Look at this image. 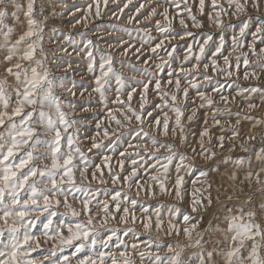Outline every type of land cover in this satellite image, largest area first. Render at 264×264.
<instances>
[{
    "label": "rangeland",
    "instance_id": "rangeland-1",
    "mask_svg": "<svg viewBox=\"0 0 264 264\" xmlns=\"http://www.w3.org/2000/svg\"><path fill=\"white\" fill-rule=\"evenodd\" d=\"M240 2L243 3V0ZM20 3L26 8L27 0H20ZM185 3L196 17L198 27L193 26ZM216 4L218 7L214 8L212 0H205L201 12L199 0H107V3L105 0H36L35 19L42 23L44 30L34 59L46 57L44 67L57 78V82L63 79L66 88L56 87L53 93L62 102L61 111L66 114V119L76 121L67 132L61 128V152L67 154L71 148L74 165L72 175L76 185L82 188L79 192L73 189L76 199L73 200V196L69 195L68 202L76 211H82V202L87 199L90 201V211L74 217L68 208L57 207L53 203L48 211H33L26 217L33 221L30 234L36 238L32 242L34 250L30 255L31 264H78L79 260L100 253L105 255L106 264H112L113 257L117 264L125 258L132 259L134 264H158L157 256L167 264L165 258L172 257L181 248L180 259L184 264H199L197 254L200 249L194 243L197 234L203 236L204 241H223L227 233L225 216L251 210L257 213L253 222L260 223L264 219L259 207L264 203V171L261 170L264 169V161L256 158V154L264 148V68L261 67L264 65V31L257 32L258 28L264 27V0H261L259 10L249 4L247 10L240 13H236L227 0H216ZM41 8L43 15L39 14ZM220 9L228 14L221 12L217 17ZM153 10L155 15L152 14ZM182 19L187 27L181 25ZM217 19L221 22L219 25L215 23ZM21 20H24L23 14ZM7 23L15 29L8 45L10 47L22 29L17 28L11 20ZM243 24L248 27L241 35ZM186 32L192 35L180 39V35ZM208 36H211V40L207 39ZM88 40L92 41V45L86 48ZM2 43L3 37L0 36ZM157 44L160 47H156ZM218 47L219 53L216 51ZM88 51H92L94 57L93 72L88 71ZM101 54L113 57L112 67L123 78L125 87L119 94L122 104L116 102L120 86L114 76L105 86V101H101L99 93L93 91L95 77L100 75ZM7 55V47H0V80L8 82L10 114L17 106L14 91L16 81L5 69L16 63L25 68L35 65L21 60L22 53L11 61L4 60ZM245 58L248 60L247 65L244 64ZM225 59L228 60L227 64ZM16 71L19 69L13 67V72ZM157 80L160 81L159 89L156 88ZM177 80L180 83L179 90L176 87ZM73 82L75 88H72ZM143 83L148 84L147 91L142 87ZM67 88H72L75 95H71ZM131 88H135V92H132L129 101L127 93ZM253 88L261 91L252 92ZM185 90L187 98L184 96ZM172 96H176L175 102ZM201 96L211 99L213 104L209 106ZM69 103L75 107H69ZM129 106L137 113H144L142 121L132 116L128 111ZM174 108H179L183 113L180 117L183 133L176 126ZM28 110L26 107L25 111ZM2 111L4 108L0 103ZM43 111L49 113L54 121L58 120L55 107H45ZM33 115L34 119L37 118L38 111ZM165 118L169 124L168 134L163 133L162 127L158 134L155 121L159 119L162 125ZM14 119L19 121L20 117ZM117 120L120 121L119 125ZM216 120L220 123L217 124ZM9 125L7 119L0 125V135L5 139ZM33 127L38 133L43 132V126ZM204 130L208 132L203 137L204 149L215 153L211 158L200 154V133ZM233 132L239 135L234 137ZM69 136L72 137V145L67 142ZM182 136L186 139L182 140ZM221 136L224 137L223 147L219 146ZM250 136H255V139H250ZM51 138L40 136V139ZM151 138L175 145L177 156L187 157L179 170V176L184 181L182 199L174 194L179 159H174L168 166L167 174H163L162 165L167 163L163 157L167 152L163 148L159 151L153 148ZM93 144L98 147H93ZM77 148L79 152L75 150ZM29 150V145L23 146L15 155L16 162ZM153 154L161 157L160 162L152 158ZM237 160L243 163L238 165ZM43 164L50 165L51 161L45 160ZM43 164L38 166L42 167ZM26 171L27 167L22 168L17 171V175ZM200 171L207 172L208 176H201ZM249 172L252 173L251 177H248ZM233 174L236 176L234 181L230 179ZM153 176L157 180H153ZM41 180L44 183H40ZM33 181L37 182L38 189H45V185L51 188L47 176L31 177L28 184ZM160 183L165 185L166 192L160 191ZM28 184L19 192L21 201L30 194ZM57 187L67 192L71 186L58 183ZM117 192H120V196H116ZM113 197L116 199L113 200ZM194 197L205 202V206L197 212H192ZM209 197L212 203L207 206ZM4 198L5 203L10 205V189H5ZM52 199L63 202V196L59 194ZM133 200L135 204L131 203ZM117 202L120 204L119 211ZM105 204L110 214L105 213ZM29 208L34 206L29 204ZM124 208L128 209L127 216L123 212ZM52 211L55 212L51 217L53 223L46 230L44 224ZM184 214L193 217L190 223L185 224ZM90 216L93 220L91 225L87 224ZM158 217L162 222L159 230L155 227ZM149 219L152 227L146 230L143 225ZM76 222L98 233L95 245L91 244L90 239L76 240L72 244L61 243V237L70 235L65 225ZM244 222H248L246 216ZM170 224L175 225L179 235L170 228ZM193 224L196 228L192 233V241H189L183 229L191 228ZM210 226L212 230L208 231ZM217 226L222 231H216ZM0 227H4L2 222ZM54 229H58L59 234ZM23 231L21 229V234ZM10 239L11 233L5 227L0 244H7ZM256 239L259 241L260 238ZM105 241L108 247L104 246ZM80 243H84V248L77 253L76 247ZM157 243L160 244L159 248L156 247ZM250 243L246 242L242 255L247 256ZM134 244L136 251H133ZM169 245L173 247V252L168 251ZM213 246L203 244L204 248ZM221 247L227 250L226 244H221ZM122 251H127L128 257H121ZM141 251L145 253L143 261L139 254ZM261 255L264 256V250ZM64 257H68V260L65 261Z\"/></svg>",
    "mask_w": 264,
    "mask_h": 264
},
{
    "label": "snow or ice",
    "instance_id": "snow-or-ice-1",
    "mask_svg": "<svg viewBox=\"0 0 264 264\" xmlns=\"http://www.w3.org/2000/svg\"><path fill=\"white\" fill-rule=\"evenodd\" d=\"M43 2V0H41ZM204 2L205 0H199L200 11L204 10ZM107 3V0H105ZM227 3L230 7L235 8L236 13L244 12L247 10L249 4L257 10H259L261 5V0H243V3L240 0H227ZM36 0H27L26 8L22 6L20 0H0V36L3 37V43L0 44V47H7L8 55L4 57L5 61H11L14 56L22 53L20 55V59L24 61L33 62L35 66L29 65L28 68L23 67L20 63H16L12 67H8L5 71L15 77V99L17 106L12 109L9 114V97H8V82L7 80H0V103H2L4 111L0 112V125H3L5 119L10 122L9 131L7 133V139L3 135H0V222L4 227H0V236L3 235V231L6 227L7 231L11 233V239L7 244H0V264H31L30 255L34 250L32 247V242L35 241V237L30 234V226L33 221L31 219H26L29 217L33 211H48L49 207L55 204V206L65 207L71 211L72 216L77 217L82 215L83 213L89 212V200H84L82 202L83 209L82 211H76L72 205L68 202V196L72 195L73 200L76 199L73 194V189L76 192L82 191V188L77 186L75 183V178L72 175V168L74 165L72 164V156H71V148L67 154L61 152V128L65 132H67L68 128H70L76 121H68L66 119V114L61 111V101L58 97H56L53 93V89L59 87L61 89H65L66 86L63 82V79H60L57 82V78L52 75L48 68L44 67V63L46 61V57L43 59H34L37 47L40 46V42L43 39V25L41 22L35 19L36 14ZM212 4L214 8H217L216 0H212ZM126 6V5H125ZM179 7V5H177ZM186 10L189 13L190 18L193 21V26H199L196 23V17L192 15V11L190 8H187V4L185 3ZM167 9H165V13ZM221 12H224L223 9L217 12V17L221 15ZM21 14H23L24 20H21ZM40 15H43V8L39 11ZM155 15V10L152 12ZM224 14H228L224 12ZM55 15V12H53ZM97 15H99V11L97 10ZM11 20L16 25L17 28L22 29L21 34H19L18 39H16L15 43H10V38L14 33V27L10 26L7 21ZM47 17H45V21ZM78 22V21H77ZM26 23V30H24V25ZM181 25L187 27L184 24V20L180 21ZM218 25L221 23L219 19L215 21ZM248 27L247 24H243L240 29L241 35L244 34L245 29ZM161 31H166V29H161ZM264 31V27L258 28L257 32ZM185 35H192L190 32H186L180 35V39H183ZM35 37V39H33ZM208 40H211V36H208ZM207 43V40L205 41ZM235 43V40H234ZM223 44V38H221V45ZM22 45H26L22 47ZM89 45H92V41L88 40L85 47L87 48ZM156 47H160L159 44ZM41 53H43V48L40 47ZM155 51V49H153ZM217 53L220 52V48H217ZM264 51V49H262ZM201 52H203V48H201ZM89 57L88 63V71H94V57L92 51H88L87 53ZM56 59H60L56 57ZM239 59V58H237ZM225 63H228V60L225 59ZM113 57L109 55L101 54L100 59V75L95 77V88L93 91L99 93L101 101H105V92L106 85L110 83V78L112 76L115 77L117 84L120 86L117 89V103H123L119 99V94L124 89L125 85L123 82V78L117 74L113 67ZM244 64H248L247 58L244 59ZM60 67V65H56ZM69 68H71V63H69ZM13 67L19 69V71L13 72ZM264 68V65L261 66ZM207 68V65H205ZM30 72V74H29ZM247 78V76L245 77ZM140 83V82H138ZM151 83V81H149ZM156 88L159 89L160 81L157 80ZM171 83V81H169ZM76 85L73 82L72 88H75ZM142 87L145 91H147L148 84L143 83ZM176 87L179 90L180 83L179 80L176 82ZM195 87V85H193ZM72 88H67L66 90L71 94L75 95V92L72 91ZM252 92L261 91L260 89L253 88ZM132 92H135V88H131L127 95L128 100L132 99ZM187 91H184V96L187 98ZM171 99L175 102L176 96H172ZM201 99L206 101V103L211 106L213 101L208 99L207 97L201 96ZM36 107L33 108L32 106ZM203 106V105H201ZM28 107L30 110L25 111V108ZM47 107L49 109L55 107V110L58 114V120L54 121L51 118L49 113L43 111V109ZM69 107H75L74 104L69 103ZM105 107H107V103L105 102ZM143 108V105H141ZM250 107H254V105H250ZM176 113V126L180 128L181 133L184 132V128L181 125L180 117L183 115L179 108L173 109ZM38 111V117L34 119V112ZM128 111L132 113V116L135 117L136 120L142 121V115L144 113H137L130 106L128 107ZM151 115V113H147ZM195 115V113H193ZM20 117V120L17 121L14 118ZM113 119H115L113 117ZM125 119H129V117H125ZM189 120L192 117H188ZM156 125L158 129L162 127L163 133L165 135L168 134L169 124L167 118L161 122L159 119H156ZM217 124L220 123L219 120L215 121ZM116 123L119 125L120 121L117 120ZM33 125L43 126V132L38 133L36 128ZM51 136V140L49 139H40V136ZM107 135V132H105ZM139 135V133H137ZM145 135H147L145 133ZM201 135V153L205 156V158H211L215 156L214 152L208 151L204 149L203 146V137L208 135L207 130H204L200 133ZM238 132H233V136H238ZM35 137V138H34ZM186 139L182 136V140ZM250 139H255V136H250ZM220 147H223L224 137L221 136ZM31 141V144L29 142ZM68 144L72 145V137H68ZM25 145H29L30 150L25 153L23 157L19 159V162H16L15 155L16 153ZM151 145L157 151L163 148L166 150L167 155L163 157L167 163L163 164L162 167L164 169L163 174H167L168 166L172 164L174 159H179L180 165L177 166V179L175 181V196L177 198L182 199L181 188L183 186V177L179 176L180 167L183 166L184 161L187 159L184 155L177 156L174 151L175 145L169 143L158 142L156 139L151 138ZM93 147H98V145L93 144ZM43 148V150H41ZM79 152V148L75 149ZM146 150V149H145ZM195 151V149L193 150ZM34 153H37L34 155ZM152 158L157 162H160L161 157L153 154ZM257 160L264 161V148L260 150L259 153L256 154ZM50 160L51 164H43V161ZM135 163V161H133ZM236 163L242 164V160H237ZM43 164L42 167L38 166ZM30 165V166H29ZM27 167V171L23 172L21 175H17V171ZM98 167V166H97ZM264 171V169H261ZM135 173H133L134 175ZM39 175L40 177H48V183L51 184V188H48L45 185V189H38L36 186V181H33L31 184H28V181L31 177H35ZM200 175L207 177L208 173L205 171H200ZM252 173H248V177H251ZM257 175H259L257 173ZM57 176H59V180H57ZM81 176H83V172H81ZM67 178V179H65ZM95 178V177H93ZM116 177H114V180ZM124 179H128L125 177ZM153 180H157V177L153 176ZM230 179L233 181L236 179L235 174H233ZM40 183H44L43 180ZM61 184H69L71 187L67 192L63 190L61 187H57V185ZM28 184V189L30 194L27 196V199L21 201L19 196V192L24 189L25 185ZM160 191L166 192L167 189L163 183L159 184ZM211 187V185H209ZM5 189L11 190V204L5 203L4 192ZM147 191V190H146ZM63 196V202L60 200L53 201V197L57 195ZM154 195V193H153ZM116 196H120V192L116 193ZM218 198V197H217ZM231 199V197H228ZM116 197H113L115 200ZM41 201H43V208H41ZM132 204H135L136 201H131ZM212 203L211 198L209 197L207 200V206H210ZM29 204L33 205L34 208H29ZM192 212H197L200 207L205 206V202L200 199L194 197L192 200ZM260 207V215L264 218V203H261ZM116 208L120 210V204L116 203ZM104 211L106 214L108 213V205H104ZM159 211V210H157ZM179 212V210H176ZM123 212L125 216L128 214V209L124 208ZM55 215V212L52 211L49 213V218L47 223L44 224V228L47 230L52 225L53 221L51 219L52 216ZM245 216L247 217L248 222H244ZM257 217L256 211H248L247 213L241 212L239 215H230L225 216V221L227 222V233L224 236L223 241L220 240H209L204 241L203 236L197 234V239H195L194 243L197 248L200 249L198 252V260L199 264H264V256L261 255V251L264 250V219L261 220L260 223L253 222ZM135 220V217H132ZM193 219L188 214L183 215V220L185 224L190 223ZM87 224H93V220L91 216L87 221ZM146 230H150L152 227L151 220L149 219L148 223L143 225ZM67 231L70 235L67 238L61 237L62 244H72L73 241H88L90 239L91 244L95 245L97 242L96 236L98 233H95L94 229L90 230L86 225L76 222L74 224L65 225ZM155 227L159 230L162 228V222L157 218V222ZM170 228L179 235V230L175 228V225L170 224ZM196 225H192L191 228L185 227L183 229V233L185 237L188 238L189 241H192V233L195 231ZM21 229H23V233L21 234ZM75 229V231H74ZM211 226L208 231H211ZM57 234H59L58 229H54ZM216 231H222L219 226H217ZM257 237H259V241H257ZM111 239V237H109ZM250 241V250L247 252V256L242 255V250L246 249V242ZM105 247H108V243L103 242ZM209 243L215 246L211 248H204L203 244ZM221 244L227 245V250H224L221 247ZM38 246V242H37ZM191 246V245H189ZM133 251H136V245L133 246ZM156 247L159 248L160 244H156ZM179 247V246H177ZM84 248V243H80L76 247V252H80ZM168 251L173 252V247L171 245L168 246ZM181 248L180 251H175V254L170 258H165L167 260V264H184V262L180 259ZM141 261L145 258V253L140 252ZM55 255V253H53ZM127 251L120 252L121 257H128ZM216 257H219L217 259ZM150 258V257H149ZM64 260L67 261L68 257H64ZM156 261L158 264H165V261L162 260L159 256L156 257ZM78 264H106L105 255L100 253L98 256H87L82 260L78 261ZM112 264H117L115 258H112ZM120 264H134V261L130 258L123 259Z\"/></svg>",
    "mask_w": 264,
    "mask_h": 264
}]
</instances>
